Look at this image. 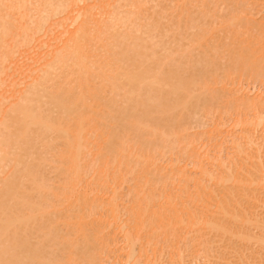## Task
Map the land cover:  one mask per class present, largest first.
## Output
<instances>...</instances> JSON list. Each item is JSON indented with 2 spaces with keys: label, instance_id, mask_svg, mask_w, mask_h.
<instances>
[{
  "label": "rangeland",
  "instance_id": "374dc122",
  "mask_svg": "<svg viewBox=\"0 0 264 264\" xmlns=\"http://www.w3.org/2000/svg\"><path fill=\"white\" fill-rule=\"evenodd\" d=\"M21 1L0 0V138L11 140L0 149V157L6 156L0 161V188L13 179L11 157L18 144L12 135L21 132L22 107L30 105L35 112L61 115L51 103L53 94L83 97L86 104L80 103L77 112L83 115L88 142L84 160L88 172L82 188L92 190L97 200L98 225L102 219L113 221L103 230L99 226L95 230L97 264H243V259L251 262L253 256L262 264L264 247L256 238L249 240L248 234L264 235V201L242 199L232 182L224 189L223 182L207 180L202 189L198 180H162L159 174L149 173L146 157L132 162L134 172L127 173L124 181L113 183L110 178L107 187H102L91 180L103 167L98 155L105 146L102 135L110 114L126 104L121 95L126 89L117 84L142 62L148 64L149 79L156 73L160 78L172 77L174 82L186 79L193 97L180 130L164 128L168 132L164 137L133 131L128 136L133 150L150 153L163 165L180 161L192 176L200 175V161L213 175L237 162L240 152L236 148L238 142H246L245 129L264 116V0H27L25 17L18 9ZM80 14H86L83 23L90 17L96 19L84 39L88 68L73 63L76 53L68 46L81 24L76 23ZM4 26L11 29L8 34ZM160 86L166 87L164 82ZM182 96L164 95L174 105L183 103ZM31 131L34 148L28 159H40L42 179L61 187L66 178L57 153L64 145L59 138L43 139L35 125ZM251 131L258 143L254 147L264 153V125ZM197 151L200 156H195ZM109 156L111 177L119 168L114 166L111 152ZM115 190L121 213L116 219L110 204ZM148 194H154V199L147 200ZM148 204L153 210L136 220L138 211ZM75 205L68 207L66 216L78 212ZM227 211H256L263 222L257 226L242 223L240 217L232 220ZM49 219L42 217L37 229L21 234L29 235L32 243L44 240L46 250L63 256L70 251L62 248L70 236L67 227L60 224L54 242L45 234ZM216 220L225 231L212 228ZM130 229L135 231L134 245L127 239ZM81 241L73 251L80 248Z\"/></svg>",
  "mask_w": 264,
  "mask_h": 264
},
{
  "label": "bare ground",
  "instance_id": "6f19581e",
  "mask_svg": "<svg viewBox=\"0 0 264 264\" xmlns=\"http://www.w3.org/2000/svg\"><path fill=\"white\" fill-rule=\"evenodd\" d=\"M18 9L20 14L25 17L28 9L27 0H22ZM85 18L86 14H80L77 17L76 23L81 24L75 36L68 42V46L73 47L72 52H75L77 57L73 63L80 68H88V53L84 39L88 36V26L96 21L90 17L86 23H83ZM4 28L6 34L11 30L6 26ZM134 70H128L123 77L124 80L117 84L119 89L122 90L124 87L126 89L121 93L126 104L119 105L110 114V122L102 135L105 146L98 155L103 167L91 181H98L102 187H107L106 183L111 179L113 183L124 181L127 173L134 172L132 162L141 161L146 157L145 165L149 173L159 174L162 180L171 178L184 181L198 180L202 189H204V183L207 180L223 182L224 189H229L232 186L229 183L232 182V187L239 191V196L242 199H252L255 202L256 200L264 201V153L260 152L262 150L259 147H254L253 144L257 139L253 135L254 132L251 131L254 126L264 125V116L257 117L250 127L245 129L246 142L245 144L238 142L236 148L240 152H238L240 158L237 162L219 174L213 175L200 161L198 162L200 175L192 176L187 173L186 167L180 165V161H175L171 165H163L150 153L143 155L135 152L133 146L129 145L128 136L131 132L137 131L140 134L164 137L168 134L164 128L175 127L177 131L180 130L189 115L188 101L193 97V88L188 86L189 82H186L187 80L184 78H179V81L174 82L172 77L160 78L156 73L153 79H149L148 64L145 62H142ZM162 82L167 88L160 86ZM149 93H154V95L148 97ZM166 93H180L183 95V103L181 102L179 105L167 103L164 97ZM51 103L60 109L61 115L35 112L32 106L24 105L21 109L22 118L19 121L21 132L12 135L18 144V150L11 157V161L15 163L11 166L13 179L0 188V264H82L83 260L89 264H97L98 257L94 252L98 237L96 229L99 226L103 230V227L110 226L113 222L109 219H102L98 225L95 215L98 206L97 200L94 198V194H91L92 190L82 188L83 179L88 172L84 168V160L88 155V142L84 137L83 115L77 112L80 103L86 104L85 99L83 97L76 98L73 95L61 98L53 94ZM179 107L178 115L175 112ZM32 125L37 127L39 135L43 139L49 136L59 138L64 145V148L57 153L58 159L63 161L62 172L66 178L61 187H56L42 179L40 167L43 162L40 159H28V156L33 154L32 149L34 148V138H30ZM174 131L172 130V132ZM10 141L7 137L0 138V149L10 145ZM251 146L254 147V150L250 149ZM110 152L114 166L119 168L111 177L109 176ZM6 153L7 151H5ZM198 155L197 151L195 156ZM125 158L127 159L125 160ZM4 159L6 160V156L2 155L0 161ZM126 161L127 164H125ZM216 163L222 165L223 161L217 160ZM20 165L22 167H19ZM123 165L125 169L122 168ZM168 168H170V172H167ZM25 180L30 181L31 184L26 185ZM150 180L151 178L148 179V181ZM184 192L187 193L186 188ZM115 193L116 196L110 202L114 219L120 218L121 215L116 190ZM146 198L151 201L154 199V194H148ZM70 205H75L78 208V212L72 217L66 216ZM222 209L224 208L220 210ZM148 210H153L151 204H148L147 209L138 211L135 219H140L139 217H143L142 215L146 216L144 213ZM152 213L157 216V212L153 211ZM227 213L232 220L240 217L242 223L247 222L259 226L258 224L263 222L262 217L261 220L258 218L261 215L256 216V211L254 213L249 211L245 214L241 211L237 213L227 211ZM176 214L179 215L178 210ZM44 216L50 217L45 234L49 235L54 242L57 241L60 224L63 223L67 227L70 236L62 248H68L70 251L65 252L63 256H57L53 250H46L47 244L44 240L32 243L29 235L21 234L22 230L37 229L39 226L37 223ZM42 228L43 226L40 224V229ZM134 228L138 230L137 227ZM212 228L225 231L223 225L220 226L217 220L213 223ZM78 232L80 236L76 234ZM134 232L133 229L126 232L127 239L133 243L132 245L136 241ZM248 238L249 240L256 238L264 247V235L249 233ZM79 239L82 240L80 248L73 251L72 248L79 243ZM133 249L135 248L133 247ZM239 257L243 256L239 255ZM256 258L257 256H253L251 262L247 263L243 259V264H257Z\"/></svg>",
  "mask_w": 264,
  "mask_h": 264
}]
</instances>
